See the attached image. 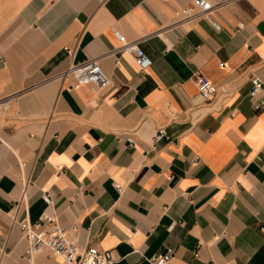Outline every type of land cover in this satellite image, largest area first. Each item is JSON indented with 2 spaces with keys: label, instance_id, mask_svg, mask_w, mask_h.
<instances>
[{
  "label": "crops",
  "instance_id": "crops-1",
  "mask_svg": "<svg viewBox=\"0 0 264 264\" xmlns=\"http://www.w3.org/2000/svg\"><path fill=\"white\" fill-rule=\"evenodd\" d=\"M190 5L0 0V264H61L27 258L18 222L42 215L113 264L164 251L166 264H264V113L247 98L250 74L264 83V0L210 13L218 30L181 19ZM116 35L146 70L110 54ZM99 56L102 87L53 78ZM193 73L215 85L211 100Z\"/></svg>",
  "mask_w": 264,
  "mask_h": 264
},
{
  "label": "built area",
  "instance_id": "built-area-1",
  "mask_svg": "<svg viewBox=\"0 0 264 264\" xmlns=\"http://www.w3.org/2000/svg\"><path fill=\"white\" fill-rule=\"evenodd\" d=\"M234 0H191V5L181 11V19L202 18L209 21L210 13L219 8L233 3ZM211 26L218 30V26L210 22ZM118 46L110 54L121 52L130 53L133 56L134 64L140 72H143L150 66V59L135 44L129 45L121 35H116ZM103 56L88 59L82 63L68 65L63 71L54 76V79L68 78L73 85H93L102 87L107 84V78L100 69L99 62ZM191 81L195 86L198 94L205 101H209L217 93L215 85L211 84L204 76L199 73H193ZM249 91L247 98L250 101L251 108L254 112L264 113V83L250 74L248 76ZM163 135V130L158 129L153 135L152 140L157 141ZM196 163L195 159L189 161L190 165ZM115 190L120 191V187L115 185ZM24 193V187H23ZM41 199L46 205L51 204V196L48 192L41 194ZM20 204V203H19ZM22 237L27 241L28 250L27 258L34 257L41 251L55 256L61 264H113L116 259L109 250H98L94 247H87L79 251L72 231L61 226L55 217L42 215L37 222L28 224L24 220L18 222ZM264 233V228L260 230ZM170 251L155 254L145 261L147 264H166L170 259Z\"/></svg>",
  "mask_w": 264,
  "mask_h": 264
}]
</instances>
